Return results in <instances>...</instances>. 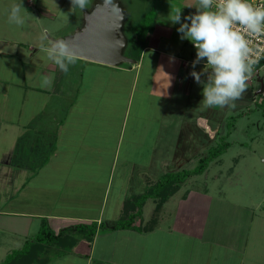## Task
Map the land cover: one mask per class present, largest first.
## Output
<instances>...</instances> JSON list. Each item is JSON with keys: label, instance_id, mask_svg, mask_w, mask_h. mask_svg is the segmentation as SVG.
Instances as JSON below:
<instances>
[{"label": "crops", "instance_id": "1", "mask_svg": "<svg viewBox=\"0 0 264 264\" xmlns=\"http://www.w3.org/2000/svg\"><path fill=\"white\" fill-rule=\"evenodd\" d=\"M160 13L143 34V48L127 47L131 62L110 65L79 57L64 73L44 56L46 48L29 46V64L21 61V84L10 77L3 80L0 263L34 239L42 224L55 234L96 224L92 241L80 237L66 255L48 264L71 255L84 257V264H138L147 249L154 252L153 264H167L179 255V264H262L247 259L243 242L224 244L225 252L217 249L222 238L214 234L218 222L209 221L210 204L213 198L234 204L191 189L197 175L161 205L158 216V199L149 198L136 228L113 229L123 216L136 212L132 198L147 186L165 174L193 169L209 155L229 108L201 103L202 84L185 65L193 55L189 40H182L178 24ZM132 50L134 56L127 52ZM19 53L22 49L16 48L9 54ZM204 66L197 64L195 70ZM45 75L55 77L50 88L41 86ZM206 79L207 74L201 76ZM155 216L154 228L140 230ZM250 233L234 236L247 242ZM181 239L185 246L179 249ZM79 244L83 249L76 248Z\"/></svg>", "mask_w": 264, "mask_h": 264}, {"label": "rangeland", "instance_id": "2", "mask_svg": "<svg viewBox=\"0 0 264 264\" xmlns=\"http://www.w3.org/2000/svg\"><path fill=\"white\" fill-rule=\"evenodd\" d=\"M195 2L196 0H113L112 3H105L104 0H88L86 9L71 10V0H22L23 7L30 16L22 10L21 15L25 16L26 22L18 26L9 22V9L11 5L20 3V0H0V49H2L0 90L6 89L7 83L5 81L3 83L6 78H8L7 81L13 78L14 82L21 84L23 80L21 61H24V66L29 64L25 61L29 46L38 49L47 48L50 38H64L74 34L77 28L85 26L87 17L95 13L107 8L121 10L126 16L124 34L128 41L127 45L130 46L135 41L145 40L144 35L138 37L133 33L138 24L144 26L139 22L144 16L155 15L158 10H161L160 16L167 19L171 9L178 7L182 8L183 22L184 16L196 12L194 6H187L195 5ZM152 7L155 8V13ZM144 27L143 34L149 31L150 22L145 23ZM44 34L48 39H42ZM189 44L192 47L190 41ZM16 48H20V51L22 49V55L19 53L18 57H10L9 53H15ZM43 54L47 56V53ZM192 54L191 58L196 54V49L193 47ZM258 68L253 70L248 79V89L243 98L235 102L239 108L227 109L220 135L209 150L215 151L219 146L223 148V151L208 163V169L206 168L203 175L198 174L192 179L191 189L201 191L200 194L206 193L205 196H221L234 204L231 206L229 203H220L216 201V198H213L210 204L211 220L209 221L212 222L214 219L216 223L218 222L220 228L214 234L222 238V242H218L222 245L217 249L225 252L224 244L232 243L233 240L237 244L243 242L241 244L244 245L243 252L247 254V259L255 261L257 258L264 264V66ZM219 190L223 193L218 194ZM148 211L149 209L146 214ZM155 215L158 216L157 212ZM156 216L151 219H156ZM241 231L242 233L251 232L247 242H244L241 237L234 236L240 235ZM228 232H232L233 236L221 234ZM180 243L178 248H184L185 240L181 239ZM165 247L162 246V248ZM76 248L83 249V245L79 244ZM153 254V251L147 249L145 253H141L140 261L137 263L153 264ZM175 257V260L168 259V262L165 257V262L179 264L180 255ZM158 258L159 256L156 260ZM65 260L58 261L59 263L56 264H69L71 260L78 264L86 262L84 257L74 258L72 255Z\"/></svg>", "mask_w": 264, "mask_h": 264}, {"label": "clouds", "instance_id": "3", "mask_svg": "<svg viewBox=\"0 0 264 264\" xmlns=\"http://www.w3.org/2000/svg\"><path fill=\"white\" fill-rule=\"evenodd\" d=\"M112 3L113 0H104ZM88 0H71V10L87 8ZM196 12L183 17L182 8L171 9L167 19L179 24L176 29L181 39L189 40L196 49L190 75L202 84L203 103L208 108H234L235 102L247 91V81L257 63L258 52L251 46L252 39H264V5H253L249 0H196ZM20 3L11 5L9 22L20 26L26 22ZM190 22V23H189ZM42 39H48L44 34ZM48 58L60 71L67 73L70 65L79 59L78 53L65 40H49L45 49ZM255 57V58H254ZM206 60L204 69L197 72L196 65ZM207 74L206 81L201 76ZM54 76L45 75L42 87L50 88Z\"/></svg>", "mask_w": 264, "mask_h": 264}, {"label": "trees", "instance_id": "4", "mask_svg": "<svg viewBox=\"0 0 264 264\" xmlns=\"http://www.w3.org/2000/svg\"><path fill=\"white\" fill-rule=\"evenodd\" d=\"M155 11V8L152 7ZM149 10L152 9L149 7ZM155 15L147 14L139 22L145 26V23L153 22ZM138 24V26L133 30V33L138 35V37L143 35L145 27ZM133 29V28H132ZM131 29V30H132ZM140 31H142L140 33ZM133 48L136 51H140L143 48V40L135 41L133 43ZM134 50L130 51L131 55H135ZM135 51V52H136ZM264 65V61L260 66ZM223 148L219 146L215 151H209V155L206 158L199 160L198 165L193 169L181 170L174 173H168L162 176L155 184H150L146 187V190L137 197H133L132 200L136 202L137 210L136 212L130 214V216H123L116 225L113 227L116 229H133L136 228L135 220L142 217L143 204L149 198L158 199V204L156 212L161 208V205L169 199L182 184L193 175H198L203 173L208 163L217 157V154L221 153ZM156 219L153 218L150 225L140 229L142 231H149L154 228ZM97 225H76L73 227L65 228L60 233L55 234L46 224H42L39 233L34 239L29 240L25 243V246L18 251L10 253L0 264H48L53 259H57L66 255L72 247L77 244L80 237L86 238L88 241H92L95 233L97 232ZM105 228V227H104ZM70 236H66L64 234Z\"/></svg>", "mask_w": 264, "mask_h": 264}, {"label": "water", "instance_id": "5", "mask_svg": "<svg viewBox=\"0 0 264 264\" xmlns=\"http://www.w3.org/2000/svg\"><path fill=\"white\" fill-rule=\"evenodd\" d=\"M125 17L121 10L107 8L87 17L85 26L77 28L74 34L50 40L69 42L80 58L110 65L131 62L125 54L128 47L124 34Z\"/></svg>", "mask_w": 264, "mask_h": 264}, {"label": "built area", "instance_id": "6", "mask_svg": "<svg viewBox=\"0 0 264 264\" xmlns=\"http://www.w3.org/2000/svg\"><path fill=\"white\" fill-rule=\"evenodd\" d=\"M250 3H252L253 5H264V0H249ZM251 46L257 50L258 52V60L257 63L253 65V70H258L259 66L261 65V63L264 61V39H252V43ZM192 47L194 48L193 44ZM196 58V54L192 57V59L187 60L185 65L187 67H190L192 64V61ZM255 58V57H254ZM206 60H202L199 64H204L205 65Z\"/></svg>", "mask_w": 264, "mask_h": 264}]
</instances>
